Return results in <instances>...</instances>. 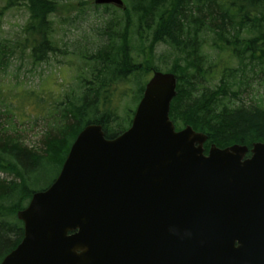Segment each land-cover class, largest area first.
Wrapping results in <instances>:
<instances>
[{
	"label": "water",
	"instance_id": "water-1",
	"mask_svg": "<svg viewBox=\"0 0 264 264\" xmlns=\"http://www.w3.org/2000/svg\"><path fill=\"white\" fill-rule=\"evenodd\" d=\"M175 96V75L153 71L126 131L86 125L0 264H264V142L205 154L169 119Z\"/></svg>",
	"mask_w": 264,
	"mask_h": 264
},
{
	"label": "trees",
	"instance_id": "trees-1",
	"mask_svg": "<svg viewBox=\"0 0 264 264\" xmlns=\"http://www.w3.org/2000/svg\"><path fill=\"white\" fill-rule=\"evenodd\" d=\"M121 1L124 9L94 6L121 14L119 20L111 16L105 21L94 51L87 46L62 51L51 18L56 0H7L8 7L23 5L28 13L17 45L29 51L32 64L61 54L77 60L63 67L74 76L57 93L27 88L0 102V262L23 237L16 213L33 193L53 183L79 132L99 124L105 138L114 139L129 128L146 77L162 72L147 59L158 44L175 53L173 65L164 71L176 77L169 110L176 131L190 126L204 134L205 154L210 145H241L249 157L252 145L264 142V0ZM6 52L13 54L0 44V67ZM249 78L263 89L262 100L243 102L251 90ZM14 119L45 125L37 146H27L14 132ZM46 171L54 175L33 187Z\"/></svg>",
	"mask_w": 264,
	"mask_h": 264
},
{
	"label": "rangeland",
	"instance_id": "rangeland-1",
	"mask_svg": "<svg viewBox=\"0 0 264 264\" xmlns=\"http://www.w3.org/2000/svg\"><path fill=\"white\" fill-rule=\"evenodd\" d=\"M56 2L57 4H53L55 12L51 18L54 22V40L62 51H70L80 46H87L89 51H94L102 39L99 31L105 26V21L111 16L112 18L117 16L118 20L121 17V14L112 8L104 10V7H99L95 9L91 0H56ZM6 3L7 0H0V44L13 51V54L6 52L5 66L0 67V102L5 95L11 96L16 90L39 88L45 92L57 93L59 88L64 89L66 87L64 84L71 82L74 71L63 67L67 66V62L70 60L74 62L77 59L61 54L54 56L55 58L49 57L47 62L42 64H32L29 51L22 52L17 45L20 38L23 37L22 27L28 22V13L23 5L8 7ZM132 46L135 49L136 41L132 43ZM133 55L136 53L133 52ZM147 59L150 60L151 67L166 73L164 70L173 65L175 53L167 45L158 44L154 46L152 56L147 54ZM149 77H146V81ZM249 79L248 86L252 91L250 90L248 94L242 96L243 102L254 103L262 100L263 89L260 88L256 80ZM136 83L132 85L133 90L138 87V83L137 85ZM5 103L8 104L9 101ZM15 120L12 121L14 132L21 136V140L27 146H37L46 128L45 125L35 123L31 119H26L20 124ZM53 175V171H46L44 175L40 176L38 182L33 184V187L39 188L45 185Z\"/></svg>",
	"mask_w": 264,
	"mask_h": 264
}]
</instances>
